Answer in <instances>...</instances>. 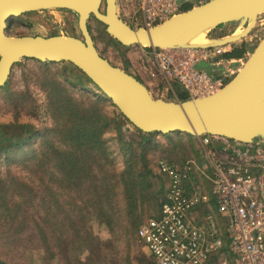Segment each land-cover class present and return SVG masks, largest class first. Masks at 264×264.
Wrapping results in <instances>:
<instances>
[{
    "label": "rangeland",
    "instance_id": "374dc122",
    "mask_svg": "<svg viewBox=\"0 0 264 264\" xmlns=\"http://www.w3.org/2000/svg\"><path fill=\"white\" fill-rule=\"evenodd\" d=\"M201 3L186 2L182 6ZM115 4L118 17L130 27H138L139 0H115ZM237 26L236 21H231L208 29L204 34L208 39L222 38L231 35ZM87 28L97 52L103 58L141 81L153 98L174 101L156 73L146 47L119 44L93 17L88 18ZM6 32L11 36L36 33L41 36L81 37L77 16L60 8L38 9L17 15L11 19ZM263 35L264 12H261L246 36L222 46L224 52L235 47L243 49L242 56L228 65L233 68V73L227 82L244 64ZM204 69L207 72L217 71L213 66ZM59 87L76 100L88 101L95 95L104 96L78 68L67 61L21 59L12 65L8 77L0 85V260L7 264H152L147 251L137 240L135 230L131 233L126 227L129 214L121 194L124 185L118 182L122 175H128L130 171L131 176H135L138 165L133 155L138 149L133 146V155L130 150L122 154L115 142L116 134L123 138L136 137L137 128L120 115H117L116 128L108 116L114 108L103 105L102 112L108 119L101 134L106 146L102 148L103 154L97 153L92 159L93 156H85L83 150L76 152L80 157L77 165L81 166V157H84V162L91 166L90 173H94L87 194L97 188L95 179L98 176L93 168L102 171L99 173V177L103 178L100 184L110 181L116 184L112 207L103 202L98 211L96 201L89 202L84 198L83 182L78 176L73 173L69 177L72 183H68L63 161L71 150L59 143L67 130L66 121L56 122L54 119L58 116L54 113V100L61 97V92L57 98L51 95ZM51 127L55 128V134L47 133L44 138H51L57 147L49 149L45 154L47 158L36 161L35 158L42 154V141L40 136L33 137V133H44ZM143 155L151 175L147 178L150 184L148 193L142 199V209L137 215L138 224L157 210V201L165 188L155 166L157 159L163 158L175 165L193 159L210 174L195 136L187 133L150 134ZM105 177L108 178L106 181ZM199 177L213 204L211 183L202 175ZM211 212L221 232H224L225 218L219 216L214 205ZM105 219L116 223L110 227Z\"/></svg>",
    "mask_w": 264,
    "mask_h": 264
},
{
    "label": "water",
    "instance_id": "95a60500",
    "mask_svg": "<svg viewBox=\"0 0 264 264\" xmlns=\"http://www.w3.org/2000/svg\"><path fill=\"white\" fill-rule=\"evenodd\" d=\"M48 8L73 12L81 37L7 34L12 18ZM261 12L264 0H207L145 29L122 21L115 0H0V85L21 59L67 61L141 132L211 134L242 142L264 139V35L220 90L204 97L165 101L153 98L143 83L103 58L87 28L88 18L93 17L121 45L158 48L181 46L199 29L236 21L243 27L241 34L209 39L207 44L223 46L244 37Z\"/></svg>",
    "mask_w": 264,
    "mask_h": 264
},
{
    "label": "built area",
    "instance_id": "2783aa9c",
    "mask_svg": "<svg viewBox=\"0 0 264 264\" xmlns=\"http://www.w3.org/2000/svg\"><path fill=\"white\" fill-rule=\"evenodd\" d=\"M193 1L207 0H139L137 24L145 29L160 24ZM146 48L165 89L174 95L177 85L186 99L217 92L233 73L228 65L234 60L221 57V46ZM202 61L217 71L198 67ZM195 140L210 174L193 159L177 165L157 159L165 191L157 210L137 225V240L152 264H264V139L201 134ZM200 175L211 183L213 204ZM212 205L225 218L224 232Z\"/></svg>",
    "mask_w": 264,
    "mask_h": 264
},
{
    "label": "trees",
    "instance_id": "16d2710c",
    "mask_svg": "<svg viewBox=\"0 0 264 264\" xmlns=\"http://www.w3.org/2000/svg\"><path fill=\"white\" fill-rule=\"evenodd\" d=\"M190 7H192L189 4H186L183 8L181 7V10H187ZM183 8V9H182ZM219 27V26H217ZM243 54L242 47H235L231 50L222 53V57L225 59L230 58H240ZM61 89V90H59ZM174 95L175 97L180 100H186V96L184 93L180 92L178 86L173 87ZM59 92L60 98L54 100V113H56L58 116L55 119L56 122L64 119L66 122V132L63 134L64 138L62 141H59L60 145H65L66 149L71 150L70 153L66 154V158L64 159L63 163L66 170V176L68 178V183L71 180L69 177L72 176L74 173L76 176H78L79 180H82L83 182V189L85 192H83L84 198L89 199L90 201H96V206L98 211L101 210V204L105 202L109 207H112V203L114 202V190L115 185L114 181L110 182H104V184H100L102 182L103 178L99 177V173L102 172L101 170H97V168H93V171L95 172L97 179H95V183L97 185V188H95L93 191H90L88 194V188L90 183L92 182V179L94 177V173H90L91 166L88 162H84V157H81V166H78V161L80 160V157L76 155V152L78 150H83V154L85 156L90 155L93 156L92 159L96 158V154H103V150L105 146L104 140L101 138L103 127L106 126L107 120L106 116L102 112L103 105H109L112 106L114 109H111L109 111L110 120L113 122L115 127L117 128V115H120L121 117L125 118L116 108L115 106L110 102L108 98L101 95H95L94 99L85 101V100H76L73 96L70 95V93L66 90H64L62 87H59L58 89H54L51 92V95H55V98H57ZM84 102V104H83ZM117 111V113H116ZM63 120V121H64ZM47 133L55 134V128L51 127L50 129H46L44 133L41 131H35L33 133V137L40 136L41 138V153L40 157L35 158L36 161L38 159L47 158L45 154L49 151V149L56 148V144L51 141L50 139H45L44 135ZM158 133V132H141L137 129V135L136 137H128L123 138L119 133L116 134V140L118 149L122 154H126V151H131L133 155V146H136L138 149V152H136L135 155H133L137 161V169L135 176H131L132 171L128 173V175H122L118 182L124 185V188L122 190V196L123 199H125L126 202V208L127 212L129 214V220L127 221L126 227L129 230V232L132 233L138 225V219L137 215L138 212L142 209V199H144L147 195V190L150 187V184L148 183V177L151 175V170L148 168L146 159L143 155V149L146 148V146L149 144L150 134ZM53 146V147H52ZM63 147V146H62ZM90 149H92V154H90ZM107 150V148H106ZM94 151V153H93ZM108 151V150H107ZM60 159V158H59ZM161 176V175H160ZM162 177V176H161ZM108 178H104V181H106ZM163 179V187L164 186V178ZM98 181V183L96 182ZM100 181V182H99ZM94 183V184H95ZM105 188H99L98 186ZM102 185V186H101ZM165 191V188H164ZM164 191L161 194V197L159 198V202L157 201V206H159L160 202L163 199ZM112 198V199H111ZM158 208V207H157ZM102 211L104 213L105 207L103 206ZM106 221V219H105ZM106 223L111 227L116 222L115 221H109L107 220ZM119 226V225H118ZM120 227V226H119ZM0 264H7L5 261L0 260Z\"/></svg>",
    "mask_w": 264,
    "mask_h": 264
},
{
    "label": "bare ground",
    "instance_id": "6f19581e",
    "mask_svg": "<svg viewBox=\"0 0 264 264\" xmlns=\"http://www.w3.org/2000/svg\"><path fill=\"white\" fill-rule=\"evenodd\" d=\"M206 30L207 29H199L192 36H190L184 43H182V45L180 47L205 46V45L209 44V39L206 38L205 34H204ZM242 32H243V27L241 25H239L232 32L231 36H237V35L241 34Z\"/></svg>",
    "mask_w": 264,
    "mask_h": 264
},
{
    "label": "crops",
    "instance_id": "0c3cea01",
    "mask_svg": "<svg viewBox=\"0 0 264 264\" xmlns=\"http://www.w3.org/2000/svg\"><path fill=\"white\" fill-rule=\"evenodd\" d=\"M191 6H194V5H191ZM123 21L125 22V20H123ZM35 34H36V33H35ZM35 34H32V35H35ZM223 52H224V51H223ZM221 57H222V55H221ZM230 59L235 60V59H237V58H230ZM197 66H198V67H206V66H208V63L202 61V62H199ZM140 82H141V81H140ZM175 86H177V85H175ZM179 90H180V92L184 93L180 88H179ZM170 93H171V92H170ZM171 97L174 98L173 93H171Z\"/></svg>",
    "mask_w": 264,
    "mask_h": 264
}]
</instances>
